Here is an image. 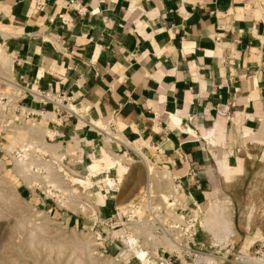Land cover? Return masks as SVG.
<instances>
[{"label": "crops", "instance_id": "1", "mask_svg": "<svg viewBox=\"0 0 264 264\" xmlns=\"http://www.w3.org/2000/svg\"><path fill=\"white\" fill-rule=\"evenodd\" d=\"M69 1L0 0L19 85L66 92L101 126L67 121L62 147L140 153L184 177L189 206L229 200L242 252L263 245L264 0Z\"/></svg>", "mask_w": 264, "mask_h": 264}, {"label": "rangeland", "instance_id": "2", "mask_svg": "<svg viewBox=\"0 0 264 264\" xmlns=\"http://www.w3.org/2000/svg\"><path fill=\"white\" fill-rule=\"evenodd\" d=\"M0 47L14 62L2 40ZM5 75L0 69V98L17 95L21 99V88L16 90L9 86ZM13 79L18 83L16 70ZM40 123L47 124L43 120ZM23 124L26 126L27 122ZM24 129L19 142L14 135L7 134V148L22 147L24 141L31 139V133ZM58 141L51 144H58ZM102 148L101 145L100 150ZM99 153L96 158L100 161L79 163L71 168L74 172L56 165L53 177L64 183L58 197L48 200L43 198L42 192L32 188L33 176L24 173L27 167L21 165L24 171L20 173L19 168L0 152L5 167H0V264H145L138 257L141 252L145 253L146 264H247L241 259L244 255L264 260V244L248 252L237 247L230 231L231 222L224 221L221 212L222 205L229 211L230 202L218 195L209 197L206 207L202 208L189 206L188 199L183 202L188 209L180 215L192 219L190 231L195 233V245L191 244L190 248L183 245L182 250L176 248L178 251L174 249L178 257L168 254L173 248H168L161 239L169 240V234L151 231L148 220L152 210L167 207L174 175L169 171L170 179H166L168 170L134 154H116L107 149ZM56 155L53 154L59 159ZM93 164L98 168L91 169L89 166ZM147 166L157 172L151 179H148ZM109 177L115 181L113 191L108 187ZM140 203L144 207L141 211L136 206ZM177 234L182 233L178 231ZM151 236L161 242H155ZM233 244L235 249L231 250ZM260 247H263L261 254H257Z\"/></svg>", "mask_w": 264, "mask_h": 264}, {"label": "built area", "instance_id": "3", "mask_svg": "<svg viewBox=\"0 0 264 264\" xmlns=\"http://www.w3.org/2000/svg\"><path fill=\"white\" fill-rule=\"evenodd\" d=\"M44 1L45 0H38V5H42ZM68 3L78 12L83 11L81 10L80 1L71 0ZM23 89H26L34 103L41 105L43 108L37 110L32 107H28L23 104L22 100L17 95H14V100H10L9 98H0V152L4 153L14 165H16V163L25 165L27 167L25 173L29 174V176H33L31 180L32 188L36 191L39 190V192H42L43 198L48 200L54 199L58 197L57 193L60 192V186L63 187L61 184L64 183L63 180L59 181L57 178L53 177L54 169L57 167L56 165H59L60 168L63 167V169L67 171L74 172L71 168L76 167L79 163H84L83 150L80 142L77 144L76 142L69 140L65 143V146L62 147L64 136L59 134L58 129L65 126L67 121L72 120H75L76 124L86 128L88 127L99 130L100 127L90 122L74 110L76 105L72 100V97L66 92L52 93L42 91L40 89H34L33 87L27 89L21 86V90ZM5 100L6 102H4ZM45 114H50V117L48 116L45 118ZM42 120L47 123L45 126L40 123ZM23 121L27 122L26 126H23ZM39 125H42V128L48 129L51 133L45 136L46 143L44 142L43 144H41L40 139H37L33 130L30 129V126L39 127ZM23 129L31 133V139L24 141L22 147H15L12 149L11 147L7 148V134L13 136L17 131H22ZM104 134L111 136L109 133ZM57 140H60L58 141V144H61V148L57 150L59 155H63L61 160L53 156L52 150L49 147L57 145L51 144ZM69 145L72 146L71 151H73V153L71 155L70 153L67 154ZM46 146L48 147L43 148ZM64 147L65 150L62 151ZM49 160H53L54 162H50ZM78 173L80 174V172ZM79 174L73 175L80 177ZM183 178L184 177L174 176L172 184L174 196H177L178 198L180 196L182 197V202L173 203V207L176 208L175 214L169 211V207L157 208L152 210V216L148 220L151 231L156 234H169V241L171 242V245L180 249L184 248L183 245L189 248L191 244L195 245V233L190 231L193 228L192 219H186L185 215H180V213L183 214L188 209V206L185 208L183 204V202L188 199L185 187L182 184ZM41 189L45 191H42ZM65 203L68 204V201ZM81 209L82 207L80 210ZM98 211L100 213V207L98 208ZM178 231H181L182 233L180 236L177 234ZM177 236H179V239ZM231 246V250H234V244ZM262 249L263 247H260L257 254H261ZM171 252L172 251L169 250L168 254H174V256L178 257L179 253L177 251ZM262 254L264 255V253ZM159 259L166 262L164 258L159 257ZM260 260L264 263V260Z\"/></svg>", "mask_w": 264, "mask_h": 264}, {"label": "bare ground", "instance_id": "4", "mask_svg": "<svg viewBox=\"0 0 264 264\" xmlns=\"http://www.w3.org/2000/svg\"><path fill=\"white\" fill-rule=\"evenodd\" d=\"M5 30H8L7 28H5V27H0V33L1 32H3V31H5ZM0 69L1 70H3L4 71V73L6 74L5 76H7L4 80H6L7 81V84L9 85V86H11V87H13L14 89H16V90H18V89H20L21 88V86L17 83V82H15L14 81V79H13V75H14V62H13V60H11L9 57H8V55H6L5 53H4V49H2L1 47H0ZM27 77H29V76H27ZM10 100H14V98L15 97H11V96H9L8 97ZM74 110L78 113V114H81L83 117H85L86 118V113H87V110L84 108V107H82V106H75L74 107ZM45 116V118H47L48 116L50 117V114H45L44 115ZM115 122V121H114ZM99 125V124H98ZM101 125H103V124H101ZM105 126V125H104ZM101 127V126H100ZM31 130H33V132L36 134V136H37V139H40V141H41V144H43L44 142H45V136L48 134H51L50 133V131L48 130V129H45V128H42V127H33V128H30ZM36 130H38V132L39 133H36ZM25 132V131H24ZM110 135H112V137L114 136V137H116L114 134H111L110 133ZM23 131H17L16 133H15V135H14V138H16V140H18V142L19 141H21L20 139H23ZM29 136H31V135H29ZM118 137V136H117ZM108 138V137H107ZM107 141V140H106ZM109 141V140H108ZM46 143V142H45ZM60 146H61V144H57V145H55V146H49L50 148H51V150H52V154H54V155H56L57 154V150L60 148ZM48 146H46V147H43V148H47ZM103 149H107V151L109 152H111V150L109 149V145H108V142L105 144V146H103V148H102V150ZM72 150V146L71 145H69V150H68V152H67V154L68 153H70V155L73 153V151H71ZM114 156H118V155H116V154H114V153H112ZM59 155V154H58ZM56 155L60 160L63 158V155L61 154V155ZM139 156H140V158L142 159V160H144V157L142 156V155H140V153L138 154ZM96 159L97 160H99L100 161V159H98V158H94L93 160L94 161H96ZM145 161V160H144ZM23 166V165H22ZM21 166V164L20 163H16V168L18 167L19 168V170H20V173H22L23 171H24V168ZM0 167L2 168V169H4L5 167H4V163H3V161L0 159ZM25 167V166H24ZM91 169H93V170H95L96 168H98V165L97 164H93L92 166H89ZM90 168H88V169H90ZM147 170H148V179H151L152 177H153V175H156L157 174V172H156V170H154L153 169V167H150V166H147ZM113 169V168H112ZM93 170H91V172H93ZM115 170V169H114ZM167 172V171H166ZM25 173V172H24ZM169 173V171L166 173V175L164 176L166 179H170L169 177H170V175L168 174ZM115 174V173H114ZM123 173H121V175H122ZM173 176V175H172ZM26 177V176H25ZM155 177V176H154ZM31 178V177H30ZM26 179V178H25ZM173 180H174V177H173V179H172V184H173ZM30 181V180H29ZM2 182V181H1ZM107 183H108V186L112 189V191L114 190L113 188L115 187V181H114V179L113 178H111V177H109L108 179H107ZM159 188V187H158ZM170 192H171V194H170V199H169V201H168V203H167V201H166V203H167V207H169V211L170 212H173V214H175V209L176 208H174L173 207V203L175 202V203H180V202H182V197L180 196L179 198L177 197V196H174V194H173V189L171 188V190H170ZM100 195V194H99ZM101 196V195H100ZM213 196L212 195H210V198H212ZM143 205V203H140V204H137L136 206H137V209L138 210H142L144 207L142 206ZM152 210V209H151ZM150 210V211H151ZM207 210V209H206ZM227 208H226V206L225 205H222V209H221V212H222V216H223V218L225 219L224 221H226L227 223H230L231 221H230V218H229V216H228V212H227ZM139 211V212H140ZM181 219V218H180ZM138 223H136V225H137ZM229 225H231V224H229ZM135 229V228H134ZM136 229H137V227H136ZM138 230V229H137ZM136 231V230H135ZM151 238H153L152 236H151ZM166 238H162L161 240H163V241H165V243L163 242V244H167V246H168V248H173V249H171V251H173L174 249H176V247L175 246H173V245H171V243H170V241L169 240H165ZM153 240L155 241V242H161L159 239H157L156 237L155 238H153ZM177 251H178V249H176ZM175 251V250H174ZM138 257L142 260V261H144V263L146 264V262H145V260H144V258H145V253H143V252H141V253H138ZM241 259H242V261H244V262H246L247 264H264V263H262L261 262V260L260 259H258V258H254V257H252V256H249V255H244L243 257H241ZM240 259V260H241Z\"/></svg>", "mask_w": 264, "mask_h": 264}]
</instances>
